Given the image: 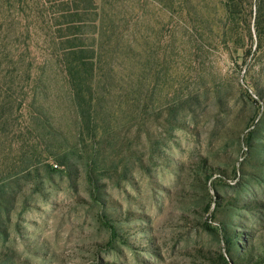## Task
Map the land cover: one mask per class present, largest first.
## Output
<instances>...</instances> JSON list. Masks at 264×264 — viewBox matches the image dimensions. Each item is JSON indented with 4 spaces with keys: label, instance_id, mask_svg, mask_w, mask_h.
<instances>
[{
    "label": "rangeland",
    "instance_id": "1",
    "mask_svg": "<svg viewBox=\"0 0 264 264\" xmlns=\"http://www.w3.org/2000/svg\"><path fill=\"white\" fill-rule=\"evenodd\" d=\"M225 5L0 0V264H264V40Z\"/></svg>",
    "mask_w": 264,
    "mask_h": 264
},
{
    "label": "trees",
    "instance_id": "2",
    "mask_svg": "<svg viewBox=\"0 0 264 264\" xmlns=\"http://www.w3.org/2000/svg\"><path fill=\"white\" fill-rule=\"evenodd\" d=\"M225 8L232 31H234V27L237 24H240L244 29L243 32H247L248 37L251 38L250 31L252 22L253 32L258 42L262 43L264 40V0H226ZM82 62L81 59L75 62V66H78V71L83 65ZM68 84L72 87L77 99L80 101L93 92L94 84L91 81H75L71 78V80H68ZM86 85H88L87 88ZM82 86H84V89ZM261 262V259L257 261L250 260L251 264H261Z\"/></svg>",
    "mask_w": 264,
    "mask_h": 264
}]
</instances>
